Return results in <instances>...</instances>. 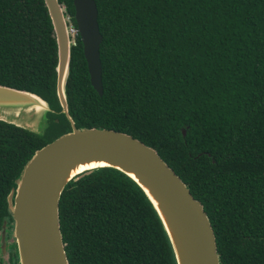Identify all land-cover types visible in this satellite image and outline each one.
I'll list each match as a JSON object with an SVG mask.
<instances>
[{
	"label": "trees",
	"instance_id": "obj_1",
	"mask_svg": "<svg viewBox=\"0 0 264 264\" xmlns=\"http://www.w3.org/2000/svg\"><path fill=\"white\" fill-rule=\"evenodd\" d=\"M57 1L74 25L71 0ZM94 2L102 94L75 34L65 84L74 125L153 148L201 203L220 264H264V0ZM55 54L43 0H0V84L32 91L52 110L43 135L0 121V227L12 222L6 195L21 166L69 130L54 93ZM58 222L68 264H175L151 203L113 168L69 180Z\"/></svg>",
	"mask_w": 264,
	"mask_h": 264
},
{
	"label": "water",
	"instance_id": "obj_2",
	"mask_svg": "<svg viewBox=\"0 0 264 264\" xmlns=\"http://www.w3.org/2000/svg\"><path fill=\"white\" fill-rule=\"evenodd\" d=\"M71 2L89 83L101 95L96 5L94 0ZM43 4L55 42L54 93L69 130L34 150L6 195L17 263L68 264L58 222L61 191L76 175L109 167L132 180L149 200L175 264H220L212 227L201 203L153 148L121 131L74 125L65 94L72 45L68 16L57 0H43ZM49 111L48 102L38 94L0 84V121L43 135L49 126ZM78 165L81 168L72 172ZM3 235L4 230L1 240Z\"/></svg>",
	"mask_w": 264,
	"mask_h": 264
},
{
	"label": "flooded vegetation",
	"instance_id": "obj_3",
	"mask_svg": "<svg viewBox=\"0 0 264 264\" xmlns=\"http://www.w3.org/2000/svg\"><path fill=\"white\" fill-rule=\"evenodd\" d=\"M11 222H8V226L3 227L1 224L0 227V259L2 256V253L7 252V260L6 263L8 264H16V257L14 255L13 248L9 245L10 243L7 242V240L10 238V231H11ZM4 230L3 240H1V231ZM2 262V261H1Z\"/></svg>",
	"mask_w": 264,
	"mask_h": 264
},
{
	"label": "built area",
	"instance_id": "obj_4",
	"mask_svg": "<svg viewBox=\"0 0 264 264\" xmlns=\"http://www.w3.org/2000/svg\"><path fill=\"white\" fill-rule=\"evenodd\" d=\"M68 32L72 36L71 44H74V35L77 34V32H76L75 26L72 23H70V21H68Z\"/></svg>",
	"mask_w": 264,
	"mask_h": 264
},
{
	"label": "rangeland",
	"instance_id": "obj_5",
	"mask_svg": "<svg viewBox=\"0 0 264 264\" xmlns=\"http://www.w3.org/2000/svg\"><path fill=\"white\" fill-rule=\"evenodd\" d=\"M12 224V223H11ZM7 242L8 243H10V244H12L13 243V238H12V236H11V232H10V238L7 240ZM9 244V245H10ZM7 254H9V253H7V252H4V253H2V256H1V259H0V264H8V263H6V258H7ZM2 261V262H1Z\"/></svg>",
	"mask_w": 264,
	"mask_h": 264
},
{
	"label": "bare ground",
	"instance_id": "obj_6",
	"mask_svg": "<svg viewBox=\"0 0 264 264\" xmlns=\"http://www.w3.org/2000/svg\"><path fill=\"white\" fill-rule=\"evenodd\" d=\"M80 168H81V166L78 165L74 170H72V172H74V171H76V170H78Z\"/></svg>",
	"mask_w": 264,
	"mask_h": 264
}]
</instances>
